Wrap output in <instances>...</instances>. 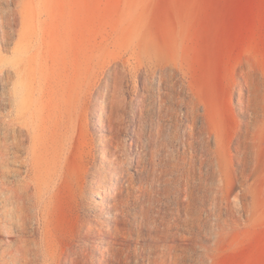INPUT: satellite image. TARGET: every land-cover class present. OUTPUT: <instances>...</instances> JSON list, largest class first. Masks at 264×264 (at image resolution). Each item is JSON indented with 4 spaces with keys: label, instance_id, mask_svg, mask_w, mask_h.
Returning a JSON list of instances; mask_svg holds the SVG:
<instances>
[{
    "label": "rangeland",
    "instance_id": "obj_1",
    "mask_svg": "<svg viewBox=\"0 0 264 264\" xmlns=\"http://www.w3.org/2000/svg\"><path fill=\"white\" fill-rule=\"evenodd\" d=\"M0 13V264H264V0ZM24 59L49 147L6 127Z\"/></svg>",
    "mask_w": 264,
    "mask_h": 264
},
{
    "label": "bare ground",
    "instance_id": "obj_2",
    "mask_svg": "<svg viewBox=\"0 0 264 264\" xmlns=\"http://www.w3.org/2000/svg\"><path fill=\"white\" fill-rule=\"evenodd\" d=\"M0 21L1 22L4 21V16L1 13H0ZM14 66H15V71H16V75H17V79H16L17 81H16L15 88H14V94H15V96H18V97H20L22 99L17 104V108H18V112H19L18 113V119L17 120L14 119L12 121L9 120L10 121L9 125L8 126H6L7 124L5 125L8 128V133H9V131L11 132V130H10V126L11 125L13 126V127H11L12 130H13L12 134L17 132L16 128L14 126H18L19 127L18 128V134L15 133V136L13 135L14 138H12V140L13 139L15 140L14 143H16L14 145L16 147H18L19 146V141L22 139V135L24 136V134H26V135L29 134V132H30L29 128H32V136L34 138L33 142L34 143H38V144L39 143L40 144H45V145H47L49 147L51 145V143L54 144L56 142L57 138H59L60 135L62 134V126L59 123L58 119L63 120L64 113L62 111L57 112V110L55 108L56 105L53 104L52 102H50V101H48L46 103L44 102L45 101V94H46L45 90H42L40 92V97H41V103L42 104H40L39 107H31L32 103H30L31 102L30 100L32 99V88H31V85H32V74H31V72L29 70L30 63L28 62V60L24 59L23 61L19 60L17 63L15 62ZM29 118H31V119H29ZM31 120H32V122H31ZM5 137L7 138L8 136L6 135ZM30 137H27V139L31 140ZM0 139H2V137ZM8 140H9V137H8ZM10 140H11V138H10ZM0 145L2 146V143H0ZM1 146H0V148H1ZM20 147L22 148V146H20ZM31 148H32V146H31ZM44 148H45V146H44ZM8 152H6V153H8ZM0 153H1V150H0ZM0 156H2V155H0ZM36 156H38V155H36ZM38 158L36 157V160H38ZM5 160H6V163H7L10 159L8 160V158L7 159L5 158ZM114 188H115V182H112L110 190H112Z\"/></svg>",
    "mask_w": 264,
    "mask_h": 264
}]
</instances>
